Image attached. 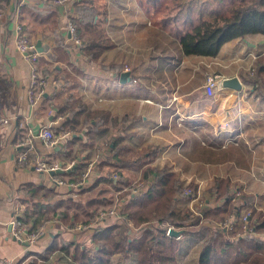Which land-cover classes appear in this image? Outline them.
<instances>
[{
  "label": "crops",
  "instance_id": "1",
  "mask_svg": "<svg viewBox=\"0 0 264 264\" xmlns=\"http://www.w3.org/2000/svg\"><path fill=\"white\" fill-rule=\"evenodd\" d=\"M80 1L56 5L53 0H0L4 15L0 20V118L9 119L0 126V264L5 259L17 264L36 244L46 250L54 237L70 251L58 249L52 255L55 260L45 263L78 264L72 249L95 250L96 230L119 226L123 218L110 217L99 227L73 232L70 228L81 221L63 224L61 213L71 211L64 206L54 211L52 206L67 199L80 201L83 190L99 180L95 187L113 196L107 206L121 208L133 194L129 188L145 180L147 169L167 167L183 186L196 185L210 207L217 204L215 198L208 199V191L217 178H229L232 187L253 196L250 206L264 213V35L227 42L214 57L188 55L165 24L183 28L208 19L202 11L206 0H87V7L97 9L98 16L93 27H80L79 33L83 44L103 50L94 62L84 55L85 45L78 49L69 40L66 20L81 24L76 12ZM18 25L36 47L41 41L40 72L46 85L42 99L34 105L28 101L30 63L16 48ZM54 52L59 58L51 61ZM45 65L53 79L44 72ZM110 65L118 68H106ZM125 73L129 76L123 79ZM207 73L223 78L212 97L204 87ZM234 77L241 90L224 86ZM78 102L85 109L81 124L68 125L64 131L65 117ZM93 111L108 112L110 119L103 125V134L90 137L97 120L84 124L83 119ZM45 126H51L58 143L48 148L41 139H34L32 159L63 165L57 175L66 182L81 180L93 164L82 186L58 185L56 174L18 164L22 151L18 143ZM189 204L178 199L176 213L188 211ZM26 216L34 220V229L47 227V235L33 246L12 237L10 221ZM201 224L216 230L212 222ZM128 225L136 237L145 227L157 228L148 224L134 228L130 221ZM185 237H175L179 264L192 261V246ZM187 239L191 242L190 236ZM111 264H138L137 255L115 254Z\"/></svg>",
  "mask_w": 264,
  "mask_h": 264
},
{
  "label": "trees",
  "instance_id": "2",
  "mask_svg": "<svg viewBox=\"0 0 264 264\" xmlns=\"http://www.w3.org/2000/svg\"><path fill=\"white\" fill-rule=\"evenodd\" d=\"M206 1L202 11L208 13V19H202L198 24H184L183 28L176 27L172 23L173 33L170 31V34L174 35L176 32L175 37L184 53L214 57L218 55L222 46L227 42L250 34L264 35V0ZM86 2L87 0L80 1L76 12L80 14L82 25L93 27L98 16V10L92 6L87 7ZM84 45V55L88 59L98 62L103 50H99L92 43H84ZM66 48L69 49L70 47L66 46ZM57 58L59 57L55 52L49 56L51 61L58 60ZM262 61H264V57ZM106 68L117 69L118 66L110 65ZM51 71L45 65L44 72L50 75ZM262 71L263 69L260 68L259 74ZM78 106L71 107L69 116L65 117L62 127L64 131L68 125H72L71 128H74V126L81 124L80 116L85 109L82 103L78 102ZM109 116L108 112L103 111L88 112L84 116V124L89 120H97L89 133L90 137L101 135L106 131L103 125L109 121ZM144 178L148 183L144 193L141 195L130 194L129 199L120 208L124 216L122 223L119 226L106 225L96 230L92 239L94 248L96 246L95 250L81 249L79 246L72 249V256L78 264H111L112 256L115 254H122L126 258L136 254L138 264H179L176 259L179 242L175 237L167 236L166 229L145 227L140 236L136 237L133 236L135 231L128 224L130 221L134 228H138L155 220H160L179 229L187 226H198L199 223L201 224L200 216L193 215L189 210L182 213L175 211L178 199L184 198L182 193L185 188L191 187L197 191V186L193 184L183 186L175 173L167 169H147ZM94 182L83 191H88L97 186L99 180ZM211 191L217 205L213 207L208 205L201 211L206 221L217 222L230 215L239 216L242 210L249 206L252 215L256 214L252 220L255 225V234L227 241L222 230H214L213 235L203 245L199 264H264V213H257L255 208L250 206L253 202V196L243 192L239 196L236 195L237 190H234L229 178H217ZM104 192L105 190L101 189L97 193L87 196L84 200L81 199L77 202L74 199H67L52 207L54 211H57L61 206H64L66 210L72 209L71 213L65 211L60 216L62 223L68 225L81 220L82 217H93L99 206L105 204ZM22 219L28 224L29 231L34 230L35 225L31 226L34 220L31 217L26 216ZM121 226H125V228L117 231ZM234 236L231 235V238ZM58 249L68 253L70 251V247L59 246L57 237H54L50 247L38 259L45 262L49 259L48 254H53ZM24 261L26 258L21 259L17 264Z\"/></svg>",
  "mask_w": 264,
  "mask_h": 264
},
{
  "label": "built area",
  "instance_id": "3",
  "mask_svg": "<svg viewBox=\"0 0 264 264\" xmlns=\"http://www.w3.org/2000/svg\"><path fill=\"white\" fill-rule=\"evenodd\" d=\"M56 5H67L73 3L77 0H53ZM3 10L0 2V20L3 19ZM67 31L69 35V40L71 44L75 48H82L83 41L79 37L78 29L74 24L73 19L66 20ZM16 48L19 53L30 63L31 69V84L28 89V101L31 105H34L36 102L40 101L44 94V86L46 85V77L41 74V57L42 54L38 51L34 42L30 40V38L24 33L23 28L18 25L17 26V38H16ZM127 71L129 68L127 67ZM251 74H254V71H251ZM223 83V78L217 74H208L205 79V90L208 96L212 97L217 89ZM9 123V119L0 118V126L7 125ZM41 139L44 145L48 148L54 147L58 143V136L52 130L51 126H45L37 133H30L28 136L22 138L20 143H18L19 148L22 149L17 162L20 166L28 165L29 167H33L37 172L40 173H55L54 182L58 185L67 184L72 188H77L82 186L85 182V179L90 175L91 170L93 169V164H90L88 169L82 174L81 180L74 182H66L61 179L57 173L62 171L63 165L57 162H48L44 159H40L38 157L32 159V150L34 139ZM73 163H71L68 167L71 168ZM117 176L115 175L114 178ZM148 183L146 180H141L134 183L129 190L134 195H141L147 189ZM241 190L236 191V195L241 194ZM183 199L189 201L191 208L190 212L195 216L201 217V223L205 222L201 211L207 207L206 201L201 198L198 191H195L191 187H186L184 192L182 193ZM110 217H118L123 218L124 216L121 214L120 207L115 206H105L101 207L97 210L96 214L90 219L88 222H78L74 227H71L70 230L73 232H82V230L86 229L88 226L99 227L102 222ZM211 223V222H210ZM214 224L215 229L222 230L225 234L235 235L232 239L254 235L255 225L252 223V211L249 206L245 207L239 216L230 215L223 219H220L217 222H212ZM148 226H155L157 228L166 229V235H170V231L172 229H176L174 226L170 225L167 222H162L160 220L153 221L148 223ZM10 227L12 232V237L15 241L19 243H23L26 245L33 246L39 241L42 237L47 235V227L46 225H40L36 227L34 230H28V224L20 217H14L10 221ZM177 230V229H176ZM3 264H13L10 259H5Z\"/></svg>",
  "mask_w": 264,
  "mask_h": 264
},
{
  "label": "rangeland",
  "instance_id": "4",
  "mask_svg": "<svg viewBox=\"0 0 264 264\" xmlns=\"http://www.w3.org/2000/svg\"><path fill=\"white\" fill-rule=\"evenodd\" d=\"M74 24L76 25V27H77V29H78V34H79V37L81 38V40L82 41H84L83 39H82V37L80 36V27H86L85 25H82V22H81V24L79 25V22L77 23L76 21H74ZM165 26L166 27H170L171 29H169L168 30V34H170V31L172 32V23H167V24H165ZM87 28V27H86ZM174 31V30H173ZM173 33V32H172ZM174 34H176V32H174ZM50 71H51V68H50ZM51 74H52V72H51ZM49 75L50 76V78H52L53 79V74L52 75ZM208 74H215V73H207L206 75H205V79H206V76L208 75ZM251 74V73H250ZM255 74V73H254ZM254 74H251V76L252 75H254ZM79 82L78 81H76L74 84H78ZM205 85V84H204ZM78 86V85H77ZM45 89V88H44ZM70 114V113H69ZM163 169H167V170H170V169H168L167 167H164ZM185 186H187V185H185ZM117 188V187H116ZM119 188V187H118ZM234 188V190L236 189H238V188H236V187H233ZM103 189V188H102ZM101 190V188L100 187H94V188H92V189H90V190H88V191H85V192H83V193H81V194H83L84 195V197H87V196H89V195H92V194H95V193H97L98 191H100ZM105 190V189H104ZM238 190H240V189H238ZM84 197H82L81 199H83L84 200ZM103 197L104 198H106V201H105V204H103V205H100L99 206V208H101V207H105V206H107V205H109V204H111L112 202H113V196H108V195H106V192H104V194H103ZM207 197H209L208 199H211L212 197L214 198V196L212 195V191L211 190H209L208 191V196ZM202 198L205 200L206 199V197H203L202 196ZM122 199H124V198H122ZM189 206L190 207H188V209L186 208L185 210H189L190 211V208H191V205L189 204ZM98 208V209H99ZM72 210V209H71ZM70 210V211H71ZM72 212V211H71ZM70 212V213H71ZM121 214L123 215V213L121 212ZM253 214V213H252ZM256 217V214H254V215H252V220L254 219ZM92 217L90 216V217H82L81 218V220H79V221H81V222H86V221H88L89 219H91ZM182 233L181 234H183L184 236H186L185 237V239L187 240V242H188V244L189 243H191V246H192V248H191V255L189 256V257H191V262L189 263H186V264H198V262H197V258H198V254H199V252L201 251V249L203 248V245H204V243L213 235V231H212V229L209 227V226H206V225H204V224H200L199 223V225L198 226H187V227H184V228H182ZM188 236H190V239H191V242H190V240L189 239H187V237ZM225 236H226V239H227V241H233L234 239H232L231 238V235H226L225 234ZM44 251L45 250H42L40 247H38L37 246V244L34 246V247H30V249H29V252H27L23 257H22V259L23 258H26V261L24 262V264H30V263H35V264H46L45 262H43V261H40L38 258H39V256L40 255H42V254H44ZM33 253H35V254H33ZM54 254V253H53ZM53 254H48L49 255V260L52 262V261H54L55 260V257L53 258V260H52V255ZM225 254H227L228 255V253H225ZM46 256H47V254H46ZM190 259V258H189ZM50 262V263H51Z\"/></svg>",
  "mask_w": 264,
  "mask_h": 264
},
{
  "label": "water",
  "instance_id": "5",
  "mask_svg": "<svg viewBox=\"0 0 264 264\" xmlns=\"http://www.w3.org/2000/svg\"><path fill=\"white\" fill-rule=\"evenodd\" d=\"M37 49L39 52H42V49H41V41H39L37 43ZM129 74L128 73H125L122 75V78L125 79V78H128ZM224 86L226 87H230L232 89H235V90H241L242 86H241V83L239 81L238 78L234 77V78H230L228 79L227 81L224 82ZM52 175H54L55 173H51ZM182 233L181 230H176V229H172L170 231V235L173 236V237H178L180 236Z\"/></svg>",
  "mask_w": 264,
  "mask_h": 264
}]
</instances>
